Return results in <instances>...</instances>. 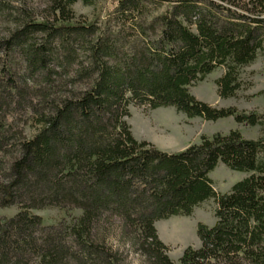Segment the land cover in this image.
<instances>
[{
	"label": "trees",
	"instance_id": "obj_1",
	"mask_svg": "<svg viewBox=\"0 0 264 264\" xmlns=\"http://www.w3.org/2000/svg\"><path fill=\"white\" fill-rule=\"evenodd\" d=\"M47 1L41 20L0 1L17 14L0 40V208L18 207L0 215V264H118L102 226L113 218L117 238L150 264H174L154 222L208 198L215 224H198L200 246H187L179 264H264V135L232 129L169 152L135 139L124 119L134 103L264 126V114L214 107L189 91L221 65L218 94L239 88L237 68L264 45V0H116L88 23L73 20L76 0ZM12 53L25 66L19 85ZM76 81L85 87L67 88ZM27 119L30 136L19 125ZM219 162L249 175L218 193L209 172ZM47 206L81 214L44 225L30 210Z\"/></svg>",
	"mask_w": 264,
	"mask_h": 264
},
{
	"label": "rangeland",
	"instance_id": "obj_2",
	"mask_svg": "<svg viewBox=\"0 0 264 264\" xmlns=\"http://www.w3.org/2000/svg\"><path fill=\"white\" fill-rule=\"evenodd\" d=\"M13 5H22L33 12L35 20L49 17L47 0H0ZM116 0H92L84 3L76 0L71 5L73 20L80 22H100L107 13L111 12ZM163 1V0H162ZM248 2L249 0H244ZM17 16L9 10L0 9V40L8 37L10 31L15 28L14 20L10 17ZM264 44V43H263ZM2 49V48H1ZM0 49V66L5 50ZM10 69L14 73L13 81L20 84L19 77L25 71V66L20 63L17 55L11 54ZM21 64V65H20ZM225 71L221 65L213 69L202 80L189 86V91L198 100L204 101L214 107H235L239 111H256L264 114V45L257 51L255 58L246 65L237 68L240 86L232 95L222 97L218 94L216 79ZM69 73L73 72L70 70ZM31 85V82L29 83ZM85 82L76 81L67 84L68 89H82ZM22 120L26 113L21 114ZM19 119V120H20ZM125 121L130 131L138 141H146L156 148L164 151H177L190 144L198 143L201 136L210 137L214 133L226 134L235 129L245 138H258L264 135V126L260 124L250 125L237 123L232 116L222 117L216 120H207L199 116L188 117L183 112L171 106L149 108L141 104L130 103L128 115ZM19 120L15 124H19ZM22 123V122H21ZM21 127L26 135L30 136L36 130V125L27 119ZM249 175V172H241L229 169L219 162L209 172L213 188L218 193L228 192L231 185ZM216 204L213 198H208L195 205L189 214L172 215L158 219L154 226L158 238L167 246V255L174 264H179V258L187 246L198 248L200 240L196 230L198 224L211 227L215 224ZM18 211L17 206L0 208V215L11 217ZM32 214L41 217L44 225H56L64 221L71 224L80 214L79 209H63L56 206H47L40 209H31ZM105 227V242L113 249L118 250V264H150L146 257L140 255L138 249L129 241L117 238L119 223L116 218L102 225ZM246 264V262H243Z\"/></svg>",
	"mask_w": 264,
	"mask_h": 264
}]
</instances>
